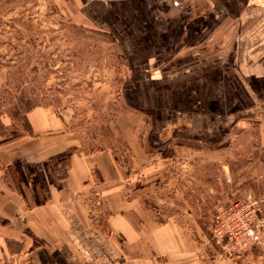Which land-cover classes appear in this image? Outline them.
Wrapping results in <instances>:
<instances>
[{"label":"crops","instance_id":"obj_1","mask_svg":"<svg viewBox=\"0 0 264 264\" xmlns=\"http://www.w3.org/2000/svg\"><path fill=\"white\" fill-rule=\"evenodd\" d=\"M65 2L123 56L128 157L80 151L62 114L27 111L28 133L0 136V264H264V242L226 256L211 240L222 188L202 175L220 166L229 187L234 150L249 149L264 180V0Z\"/></svg>","mask_w":264,"mask_h":264},{"label":"rangeland","instance_id":"obj_2","mask_svg":"<svg viewBox=\"0 0 264 264\" xmlns=\"http://www.w3.org/2000/svg\"><path fill=\"white\" fill-rule=\"evenodd\" d=\"M126 74L123 56L110 35L82 19L65 0H0L2 138L14 140L28 133L27 111L48 107L68 121L70 136L78 141L80 151L111 149L126 161L128 154L115 130L125 106L121 91ZM161 153L162 157H180L172 149ZM246 153L234 150L229 187L223 183L220 166L202 171L205 179L207 172H213L215 187L222 188V195L209 199L215 210L252 200L253 194L264 195L261 169L247 160L252 150ZM227 187L252 196L225 198ZM87 210L93 225L98 214L91 199ZM208 233L214 242L211 230Z\"/></svg>","mask_w":264,"mask_h":264},{"label":"built area","instance_id":"obj_3","mask_svg":"<svg viewBox=\"0 0 264 264\" xmlns=\"http://www.w3.org/2000/svg\"><path fill=\"white\" fill-rule=\"evenodd\" d=\"M257 205L252 199L216 209L210 230L224 255H238L264 242V221L257 218Z\"/></svg>","mask_w":264,"mask_h":264},{"label":"trees","instance_id":"obj_4","mask_svg":"<svg viewBox=\"0 0 264 264\" xmlns=\"http://www.w3.org/2000/svg\"><path fill=\"white\" fill-rule=\"evenodd\" d=\"M30 109H32V108H30ZM30 109H29V110H30ZM29 110H28V111H29Z\"/></svg>","mask_w":264,"mask_h":264}]
</instances>
